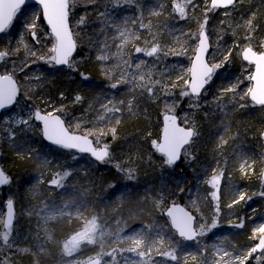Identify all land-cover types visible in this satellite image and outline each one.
<instances>
[{"label":"trees","instance_id":"trees-1","mask_svg":"<svg viewBox=\"0 0 264 264\" xmlns=\"http://www.w3.org/2000/svg\"><path fill=\"white\" fill-rule=\"evenodd\" d=\"M138 3L139 11L135 5L112 9V15L118 22L125 16L135 19L142 13L143 22L152 26L149 30L140 28L139 20L135 24L129 21L130 31L140 36L138 40L132 39L123 50V59L130 60L133 65L127 68L129 73L135 71V65L141 60L147 61V66L142 67V70L147 71L151 67L153 79H161L166 83H171L178 73L187 72L198 44L196 37L199 25L204 22L206 13L208 23L205 32L208 37L213 32H218L220 36L213 49L211 46L210 64L215 61V56L220 58L219 53L226 49L231 50L230 57H233L236 52L240 53L239 46L247 45L245 29L239 27L238 22L248 19L252 14H255L253 23L256 28L252 33L251 45L254 51L264 50L261 45L264 41V0H243L242 3L238 2L236 9H217L214 13L207 12V8L191 11L190 7L186 9L185 19L173 11L175 0H138ZM106 7H111L106 0H78L70 13L71 28L78 46L72 62L78 72L68 68L59 69L43 61L32 62L33 58L27 51L29 48L36 50L37 55L43 51L47 56L55 43L39 7L31 6L19 11L10 29L0 35V51L10 53L1 61L0 71L2 74H13L21 93L31 97L26 101L28 104L42 109L41 103L46 100L54 106H62L63 113L56 114L65 120L67 126L71 123V130L76 134H83L94 127L97 130L104 127L106 132L116 128L115 139L109 132L100 137L99 145L96 144V137L90 136L96 146H109V162L103 163L88 155L47 144L42 138L40 127H37L36 134L30 130L27 136L16 137L12 148L0 141L1 164L10 179L8 186L0 190V236L8 231L4 221L8 200L14 202L17 212L9 239L13 247L9 249L0 244L4 248L0 257L7 259L8 264H37V261L39 264H77L78 261L87 260L101 251L99 244L92 247L83 244L81 250L71 257L64 255L63 244L82 231L85 223L94 216L108 233L104 239L105 251L111 250L117 235L122 237L117 245L121 248L129 246L127 238L138 232H143L147 239H155L158 234L164 235L166 243L161 254L153 253L152 257L141 260L132 253H124L129 259L136 260L137 264H148L149 261L150 264H185L190 251L196 255V259H187V264H207L219 254L216 251L218 248L238 253L249 250L258 242V239L251 238L254 229L264 222V182L261 174L264 169V107L255 106L245 95L251 87L246 70L251 67L240 62L231 65L225 63L217 69L199 98L201 106L198 108L188 107V98L180 96L182 83L172 89V96L155 101L148 99L147 95H140L139 89L129 91L130 86L125 83L112 89L110 83L122 71L118 67L121 58L116 57L104 65L108 69L106 74L101 62L95 59V46L90 42L101 27L98 12L104 11ZM226 11L231 14L224 15ZM152 12L159 14L154 15ZM34 18L37 32L41 35V30L44 31L43 38L40 37L38 42L29 35L28 25ZM81 19L84 24H79ZM108 32L112 45L110 51L116 52V45L123 42V38L112 40L114 30L109 29ZM99 35L103 36L102 33ZM153 43H158L163 50L187 51L185 55L179 56L170 53L160 60L135 52V47H150ZM26 60L28 63L25 65ZM79 73L86 74L88 79L84 80ZM36 75L43 79L42 85L33 78ZM108 75L112 76V81L107 78ZM234 84L237 85L235 93L224 91ZM76 95L83 97L82 103L74 102ZM240 96H244V99L241 100ZM111 99L125 102L131 99L135 114L129 113L126 105H119L121 111L114 114L120 119L119 124L115 123V119L110 123L107 119L100 121L99 116L104 115L101 105ZM165 100L169 105L175 102L171 113L166 112ZM20 101L25 100L21 97ZM242 104L244 107L240 106ZM187 110L194 115L193 125L184 123L182 119ZM166 114L177 116L183 126H194L199 133L194 138L195 144L191 146L195 158L189 162L183 155L181 164L171 168L164 164L165 158L152 146L153 140L160 142ZM108 116L113 114L108 113ZM77 124L80 125L78 129ZM220 136L227 142L221 144ZM32 148L36 152H31ZM37 152L47 156L50 163L45 166L38 161ZM243 159L254 164L255 176L240 174ZM59 165L66 167L69 174L62 181L64 187L52 189L49 186L52 179L58 178L57 173H64L57 168ZM128 170L133 174L131 180L126 174ZM218 171H222L223 176L217 202L213 200V189L206 181ZM180 188L184 190L182 193L178 192ZM162 190L167 198L157 206L153 201L159 199ZM241 192L246 199L229 208L228 204L233 203ZM45 201L66 205V211L70 213L49 222L53 240L47 243L43 239H36L37 217L29 215L30 208L42 206ZM173 202L185 206L197 217V227L200 223L210 224L213 218L217 220V227L208 237L199 238V244L180 239L165 216ZM241 221L243 228L233 226ZM167 241H171L176 248L175 261L162 254L171 250ZM38 244H43V251H38ZM24 248L29 251H19ZM202 249H205L203 253ZM117 259L122 257L118 256ZM261 264H264V260Z\"/></svg>","mask_w":264,"mask_h":264},{"label":"snow or ice","instance_id":"snow-or-ice-1","mask_svg":"<svg viewBox=\"0 0 264 264\" xmlns=\"http://www.w3.org/2000/svg\"><path fill=\"white\" fill-rule=\"evenodd\" d=\"M77 2L78 0H37V3L42 6L43 18L46 20L51 29V36L55 40V43L48 50L47 56H45L43 51L37 55L36 50L29 48L27 51L28 55L33 58L32 62L43 61L51 66H66L71 71L78 72V69L71 60L72 54L76 50L77 42L73 39V33L69 27V16L71 11L75 8ZM238 2L242 3L243 0H210V3L206 4L207 12L214 13L217 9H236ZM106 3L110 4L111 7H106L104 11L98 12V17L101 22L99 33H102L103 36L101 37L98 33L96 37L90 39V42L95 46V59L101 62L102 70H104L106 74L108 69L105 68L104 65L109 60L116 57L121 58L118 67H120L122 71L119 77L110 83L109 87L116 89L120 83H125L130 86L129 91L139 89L140 95H147L148 99L155 101L161 97L172 96V89H175L178 86V81H183V89L180 92V96L188 98V107H200L201 104L199 98L202 91L205 89V86L211 81L214 72L229 61V57L232 54L230 49H226L224 52L219 53V61H214L211 64L206 62L205 56L209 48L208 36L205 32V26L208 23L207 13L205 14L204 22L199 25L196 37L198 39V44L195 47L194 55L192 57L193 63L192 66L187 69V72L190 73L189 78L185 79L181 72L177 74L176 78L173 79L171 83H166L161 79H153V70L151 67H148L147 71L142 70V67L147 66V61L141 60L135 65V71L131 73L127 71V68H132L133 65L130 60L123 59V50L132 39H140V36L137 33L130 31L129 21H131L132 24H135L137 23V20H139L140 28H146L149 30H151L152 26L150 23L145 24L143 22L142 13L135 19L125 16L118 22L112 15V9L116 7H123L125 5H135L139 11L140 5L138 0H106ZM24 4L25 0H0V33H4L8 29ZM189 4H192L193 8H195L193 0H184L183 3H181L180 0H175L173 11L177 13L181 19H185L187 18L186 9ZM161 7H163V5H161ZM152 14L158 15L159 13L152 12ZM230 14L231 13L227 11L224 13V15ZM35 19L36 18H34L28 25L30 29L29 35H31L34 40L37 37V24ZM254 20L255 14H252L248 19H242L238 22L239 27H244L245 40L248 41L246 46H239V49L242 59L255 64L256 66V74L248 77L249 79L254 80L255 84L253 87L248 89L245 95L250 97L256 104L264 106V50L259 52L254 51L251 45L252 33L256 28V25L253 23ZM79 24H84V20L81 19ZM109 29H113L115 33L111 37L112 40H116L118 37L123 38V42L116 45L118 49L116 52L110 51L112 45L109 43ZM233 34H235V31H233ZM145 43L147 44V41H145ZM261 45L262 48H264V41L261 42ZM25 47L27 48L26 45ZM217 48L219 49V45H217ZM186 51V49H182L180 51H176L175 49L163 50L158 43H153L150 47H135L136 53H143L145 56L155 57L157 60L167 57L170 53L177 56L185 55ZM9 54L10 53L8 51H0V61L4 60L7 56H9ZM11 54L14 55L15 53L12 52ZM27 63L28 61L26 60L25 65ZM79 74L84 80L88 79L86 74ZM33 78L39 80L41 85L44 83L43 79L39 75H36ZM107 78L110 81L113 79L111 75H108ZM224 91L235 93L237 91V85H231L225 88ZM18 97H22L25 101L31 99L27 93L22 94L20 92L16 80L13 78V74H9L7 72L0 74V110L10 108L14 104L19 106L20 100H18ZM240 99H244V96H240ZM74 102L82 103L83 97L76 95L74 97ZM45 103L48 108H51V111L37 109L33 104L28 106L26 117H20L14 120L6 118L3 122L11 123L15 126L23 125L24 127L21 130L23 132H27L35 127L33 121H38L42 125L41 131L43 138L50 144L64 149H76L80 153H90L97 161L109 162V146L107 144H104L102 147L94 146L93 140L89 139V137L95 136L96 144L99 145L100 137L108 135L109 132L113 139H115L116 128H110L109 131L106 132L104 127H99L98 130L94 127L93 129L85 131L82 135L74 134L71 130V123L66 126L64 119H62L60 115L56 114L58 112L63 113V107L54 106L47 101ZM119 105H126L127 111L135 114L133 112V103L131 99L127 102L124 100L116 101L115 99H111L102 103L101 107L104 110V115H100L99 120L105 121L107 119V122L110 123L113 119H115V123L119 124L120 119L114 115L121 111ZM164 105L166 112L171 113L175 107V102H173L172 105H169L165 100ZM217 106L219 107L220 105ZM240 106L244 107L243 104ZM108 113H112L113 116H108ZM15 115L19 116V113H16ZM164 122L165 127L163 142L157 143L155 140L152 141V146L165 158L163 161L164 164L169 168L175 166L180 161L182 154L186 160L191 162V160L195 158L192 155L191 146L195 144L194 138L199 135L195 127H180L177 124V120L174 115H165ZM76 128H80V125L77 124ZM226 129L227 126H225V130ZM9 131L11 132V129H9ZM219 140L221 144L227 142L224 140L223 136H220ZM31 152H36V149L32 148ZM31 152L29 155H31ZM36 159L45 166L50 163V159L47 156L38 152L36 153ZM245 165H248L249 168L251 167L248 160L243 159V163L240 165L239 170L242 174L247 175ZM119 167L120 165L117 164V168ZM68 174L69 173L67 171L64 173H57L58 178H53L51 184L61 188L64 187L62 181ZM126 174L128 179H133L131 170H128ZM261 174L264 175V173ZM222 176V171L214 172L211 178L206 181L213 189V200L217 202L219 201L218 193ZM9 183L10 180L8 176L0 170V186L7 185ZM33 191H35V189H33ZM183 191V188L178 189V192L180 193ZM166 198L167 196L162 190L159 199L154 200L153 203L158 206L160 202ZM172 199L174 200V197H172ZM245 199V194L241 192L238 194V198L233 200V203L228 204V207L231 208L233 204H238L240 201H244ZM12 207L13 201L8 200V208L11 209ZM216 212L217 214L219 213V203L216 205ZM33 214L37 217L36 239L38 241L43 239L45 243L53 240L48 227L49 222L55 221L66 215H70V213L66 211V205H56L54 202L50 204L47 201L43 202L42 206L37 205L30 208L29 215ZM166 215L171 221V226L184 241H195L199 244L200 241L198 240V237L206 235L217 227L216 218H213L210 224L200 223L198 227H194L193 225L197 218L192 215L191 212L179 207L174 202L167 208ZM11 225L12 213L10 211L8 220L5 222V228L8 229V231H5L3 235L0 236V244L7 246L9 249L13 247V244L9 242ZM233 226L243 228L244 224L241 221ZM106 235H108V233H106L103 226L97 222V218L94 216L90 221L85 223L82 231H79L63 244V253L64 255L71 257L74 253L81 250L82 244H99L101 251L97 255L90 256L87 260L82 262L78 261L77 264H102V258L104 256L112 258L111 261H109V264H137L136 260L129 259L127 256H124V253H132L136 257L141 258V260H144L146 257L150 258L154 250L158 254H161L158 245L163 247L166 243L162 234H158L155 239H147L143 232H138L127 238L129 246L123 248L117 246L122 239V237L117 235L111 245V250L105 251L104 239ZM251 238L253 240L258 239V243L251 246L246 252L233 255L230 251L218 248L216 251L219 253V258L217 260L209 261L208 264H247V261L256 253L260 254L257 258V264H261V261L264 260V224H261L254 229ZM53 243H56V241H53ZM167 243L171 250L162 254L166 255L173 261L177 260L176 248L171 241H167ZM3 246H0V253L4 251ZM37 248L38 251L44 250L43 244H38ZM19 251L28 252L29 249L24 248ZM203 251H205V249H202L201 253H203ZM118 256L122 257V259H117ZM226 257L228 259H225ZM189 258L195 260L196 255L189 254L185 258V264H187V259ZM0 264H8L7 259L0 257ZM37 264H39L38 261ZM148 264H150V261Z\"/></svg>","mask_w":264,"mask_h":264},{"label":"rangeland","instance_id":"rangeland-1","mask_svg":"<svg viewBox=\"0 0 264 264\" xmlns=\"http://www.w3.org/2000/svg\"><path fill=\"white\" fill-rule=\"evenodd\" d=\"M193 3L195 4V8H193V5L192 4H189L187 8H190L191 7V11L192 10H206V4L207 3H210V0H193ZM50 33V31H49ZM43 34H44V31L41 30V35L39 32H37V37H36V41L39 40V38H43ZM40 35V36H39ZM33 38V37H32ZM210 38V43H211V46H212V49L213 47L215 46V44L218 43V40L220 39V36L218 34V32H213L211 33V35L209 36ZM212 51V50H211ZM211 55V54H210ZM210 57V56H209ZM219 57L218 56H215L214 57V60L215 61H219ZM242 62V64L246 67H251L250 70H246V78L249 79L248 77L250 76H253L254 74V67L253 65H246L244 64V62L242 61V57L240 55V53H235V55H233V57H230L229 61L227 62L229 65L233 64V63H240ZM56 67V66H55ZM217 71V70H216ZM185 77V79L189 78L190 74L188 72H184L182 73ZM249 81L251 82V87H252V80L249 79ZM178 83H182L183 84V81H178ZM30 84V83H29ZM46 100L41 103L42 105V110H45V111H51V108H48L47 105H46ZM52 105H54L53 103H51ZM31 105V104H28L26 101H20V105H16V107L11 111V112H8V113H5L3 115L0 116V141L1 142H4L5 144L9 145L10 148L13 147V142L15 140L16 137L18 136H27V133H29V131L27 132H23L21 129L24 127L23 125H20V126H15L14 124H11V123H4L3 121L6 119V118H11V119H18L20 117H26L27 115V110H28V106ZM37 109H40V108H37ZM16 113H19V116H16L15 114ZM182 119L184 121V123H187L189 125H193L195 124V120H194V115L193 113L190 111V110H187V112H185L182 116ZM33 124L35 125V127L32 129V133H37V127H40L39 125H37L36 121H33ZM9 129H11V132L9 131ZM41 130V128H40ZM11 141V142H10ZM102 147V146H101ZM251 165V167L249 168L248 165H245V169H246V172H247V176H255L256 175V172H255V166L253 163H249ZM58 169H61L62 172H65L67 170L66 167H63L62 165H59L57 166ZM242 176H246L245 174H242L240 173ZM210 178H207V180H209ZM207 183V182H206ZM208 184V183H207ZM220 184H221V181H220ZM209 185V184H208ZM49 186L52 187V189H56V185H53V184H50ZM211 187V185H209ZM220 188V186H219ZM4 221H5V215H4ZM205 224H208L207 222H205ZM261 224H264V222H262ZM260 224V225H261ZM259 225V226H260ZM12 229V228H11ZM11 232V230H10ZM211 233V232H209ZM209 233H207L206 235L202 236V237H199L200 239L201 238H206L208 237ZM11 235V233H10ZM259 235V234H258ZM164 236V235H163ZM198 238V239H199ZM83 245V244H82ZM81 245V246H82ZM91 247L93 245H90ZM158 247L160 248V253L163 249V247H160L158 245ZM246 252V251H244ZM153 253H157L155 250L153 251ZM152 253V254H153ZM233 255H236V254H241L243 252H232ZM75 254V253H74ZM158 254V253H157ZM188 254H193L192 251H190ZM217 256L215 258H211L210 261L212 260H217L219 258V254H216ZM188 256V255H187ZM186 256V257H187ZM258 256V255H257ZM257 256H253L252 258L254 260H252V258H250L248 261H247V264H257ZM152 257V256H151ZM111 257H106L105 259H102V264H109V261H111ZM225 259H228L227 257ZM146 260V258H145ZM250 261H252L253 263H250ZM263 261V260H262ZM261 261V262H262ZM208 264V263H207Z\"/></svg>","mask_w":264,"mask_h":264},{"label":"water","instance_id":"water-1","mask_svg":"<svg viewBox=\"0 0 264 264\" xmlns=\"http://www.w3.org/2000/svg\"><path fill=\"white\" fill-rule=\"evenodd\" d=\"M31 6L39 7L40 10H41V13H42V6L39 5V4L37 3V0H25V4L21 7L20 11H21L22 9L26 8V7H31ZM229 9H232V8H229ZM222 10H228V9H222ZM42 18H43V15H42ZM14 19H15V18H14ZM14 19H13L11 25L8 27V29H7L4 33H0V35L5 34V33L10 29V27L12 26V24H13V22H14ZM43 21H44L46 27L48 28V30L50 31V34H51V29H50L49 25L47 24V22H46V20H45L44 18H43ZM69 27H70V30L72 31L71 23H70V16H69ZM72 33H73V31H72ZM206 34H207V33H206ZM207 36H208V35H207ZM73 39H75V38H74V34H73ZM208 42H209V48H208V52L206 53L205 60H206V62L209 63V56H210V53H211V44H210L209 37H208ZM77 51H78V46L76 47V50L73 52L71 60L74 59V57H75L76 54H77ZM243 62H244L246 65H253V66H254V74H253V75H255V74H256V66H255V64L249 63L248 61H245V60H243ZM192 63H193V62H192ZM209 64H210V63H209ZM0 65H1V61H0ZM191 66H192V64H191ZM56 67L59 68V69H67L66 66H56ZM0 74H2L1 71H0ZM214 74H215V72H214ZM214 74H213V75H214ZM16 83H17L18 88L20 89L19 83H18L17 81H16ZM252 83H253V84H252V87H253L254 84H255V81L252 80ZM207 87H208V84L205 86V89L202 91L201 95L204 93V91L206 90ZM20 92H21V90H20ZM20 98H21V97H18V100H20ZM249 100H250L251 103L254 104L255 106H262V105L256 104L254 101L251 100L250 97H249ZM15 107H16V105L14 104V105H12L10 108L0 110V116L3 115V114H5V113L11 112ZM263 107H264V106H263ZM57 115H58V114H57ZM166 115H173V114H166ZM174 116H175V115H174ZM164 117H165V115H164ZM164 117H163V130H162V135H161V139H160V142H159V143H162V142H163V134H164V127H165ZM175 117H176V120H177V124H178L180 127L187 128V127H185V126H183V125L181 124L180 119H179L177 116H175ZM61 118H62V117H61ZM62 119H63V118H62ZM64 121H65V120H64ZM36 123H37V125H39L40 128L42 129V125L40 124V122L36 121ZM65 125L67 126V123H66V122H65ZM41 133H42V131H41ZM74 134H76V133H74ZM263 134H264V133H263ZM77 135H82V134H77ZM42 138H43V135H42ZM89 139H91V138L89 137ZM263 139H264V135H263ZM43 140H44L47 144L52 145V144H50L48 141H46L44 138H43ZM91 140H92V139H91ZM93 145L96 146V145L94 144V142H93ZM52 146H56V145H52ZM56 147H58V146H56ZM186 147H190V146H186ZM66 150L76 151V152L80 153V152H79L78 150H76V149H66ZM158 153H159V152H158ZM182 153H183V150H182ZM80 154L88 155V156H90L92 159H94L95 161H97L94 157L91 156L90 153H80ZM159 154H160V153H159ZM160 155H161V154H160ZM1 158H2V151H1V147H0V170H2V171L5 173V175H7L6 172L4 171L3 167H2V164H1ZM182 159H183V154L181 155V159H180V161H179L175 166L180 165L181 162H182ZM97 162H100V161H97ZM100 163H103V162H100ZM175 166H174V167H175ZM263 173H264V169H263ZM7 176H8V175H7ZM8 178H9V176H8ZM9 180H10V179H9ZM262 181L264 182V175H262ZM7 186H8V184H7V185L0 186V190L5 189ZM171 205H172V204H171ZM171 205H170V206H171ZM176 205H178V206L181 207V208H184L186 211L191 212L189 209H187L185 206H183V205H181V204H176ZM170 206H169V207H170ZM10 211H11V213H12V225H11V228H12V227L14 226L15 222H16L17 212H16V208H15L14 202H13V207H12L11 209H9V208H8V201H7V202H6V209H5V222L8 220V215H9V212H10ZM191 214L194 215L192 212H191ZM165 216L167 217L166 212H165ZM194 216H195V215H194ZM195 217H196V216H195ZM167 218H168V217H167ZM196 218H197V217H196ZM168 220H169L170 225H171V221H170L169 218H168ZM193 226H194V227H197V220H196V222L194 223ZM171 228H172V230L176 233V230H175L172 226H171ZM176 235L179 237L178 233H176ZM179 238H180V237H179ZM198 238H199V237H198ZM180 239H182V238H180ZM186 242L192 243V242H195V241H186ZM257 243H258V242H257ZM257 255H259V253H256V254H254L253 256L255 257V256H257Z\"/></svg>","mask_w":264,"mask_h":264},{"label":"flooded vegetation","instance_id":"flooded-vegetation-1","mask_svg":"<svg viewBox=\"0 0 264 264\" xmlns=\"http://www.w3.org/2000/svg\"><path fill=\"white\" fill-rule=\"evenodd\" d=\"M254 67V66H253Z\"/></svg>","mask_w":264,"mask_h":264}]
</instances>
